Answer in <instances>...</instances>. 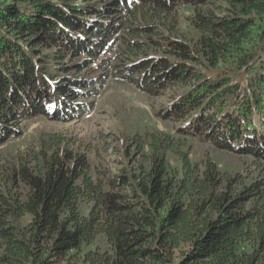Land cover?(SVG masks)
<instances>
[{
	"label": "trees",
	"instance_id": "obj_1",
	"mask_svg": "<svg viewBox=\"0 0 264 264\" xmlns=\"http://www.w3.org/2000/svg\"><path fill=\"white\" fill-rule=\"evenodd\" d=\"M181 7L190 42L163 31ZM108 78L182 87L161 113L175 134L109 178L58 133L2 160L0 264H264V0H0V146L81 118ZM188 139L250 168L194 161Z\"/></svg>",
	"mask_w": 264,
	"mask_h": 264
},
{
	"label": "rangeland",
	"instance_id": "obj_2",
	"mask_svg": "<svg viewBox=\"0 0 264 264\" xmlns=\"http://www.w3.org/2000/svg\"><path fill=\"white\" fill-rule=\"evenodd\" d=\"M190 13L188 8H178L176 31L170 33L164 27V34L190 42L196 35L186 20ZM168 50L158 49L157 52L168 56ZM196 68L206 74L231 76V81L239 79L236 74L230 75L221 67ZM182 90L180 86H171L163 90V94L153 95L141 91L128 81L108 78L105 88L96 98L94 108L81 118L65 123L44 117L24 121L22 135L11 138L0 146V162L27 146L38 145L40 137L58 133L66 138L72 147L84 150L92 169L99 170L103 176L109 178L122 169H136L140 163L144 164V155L147 153L146 145L142 150L138 146L141 139L144 140L151 132L166 134L168 137L175 134L178 123L166 121L161 113ZM186 143L191 144L189 156L194 161L210 157L222 171L230 173H246L250 168V158L246 156L189 139ZM184 148H187V145ZM170 159L172 164L177 163L174 157L170 156Z\"/></svg>",
	"mask_w": 264,
	"mask_h": 264
}]
</instances>
